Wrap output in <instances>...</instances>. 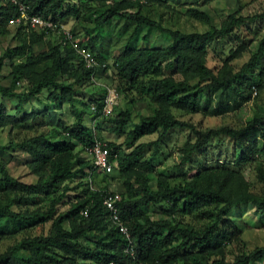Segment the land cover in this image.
I'll use <instances>...</instances> for the list:
<instances>
[{"label": "trees", "instance_id": "trees-1", "mask_svg": "<svg viewBox=\"0 0 264 264\" xmlns=\"http://www.w3.org/2000/svg\"><path fill=\"white\" fill-rule=\"evenodd\" d=\"M20 2L29 9V15L43 17L45 20L51 15L53 23L57 18L62 20L75 16L77 22L85 25L84 21L88 24L85 17L88 18L92 26L86 25V35L90 39L83 47L87 51L101 53L94 43L92 32L98 28L103 29L113 19L127 22L129 26L133 25L127 38L128 42L135 40L145 27L156 29L170 40L166 47L130 48L124 45L114 57L119 65L117 75L125 79L130 86L125 91L140 84L136 96L142 101L147 100L153 106L149 115L140 116L131 131H127L122 143H104L109 150V159L115 162L116 166L110 173H103V176H108L113 171L118 173L121 186L115 194L124 198L122 202H116V207H120L123 219L131 220L130 231L137 246L140 264L264 262V247L243 252L232 261L226 259L225 248L234 241L229 231H218L219 223L229 211L228 208L217 207L224 203L225 199L224 193L219 191L224 179L223 173L218 175V169H199L190 177L170 173L164 185L165 191L161 194L159 190L165 172L156 171V166L152 164V159L158 155L157 150L152 152L148 159H144V153H147V149L154 146L157 140L150 143L138 142L141 138L154 134L161 125L170 128L189 124L177 119L174 111L185 115L208 114L217 117L236 110L249 101L252 89H261V84L255 83L254 78L261 77L264 71V35L258 41L255 53L242 65L239 72L233 70L231 62L242 56L246 50L244 43L229 52L217 73L209 67L207 71L204 70L202 60L208 56L207 45L217 37V33L226 37L233 33L236 25L231 23L232 15H228L219 25L214 23V15L210 9H201V6H207L210 0H202L201 4H195L196 6L184 12L187 19L206 27L203 32L173 29L163 25L161 17L155 19L149 15L148 7L152 5L173 9L168 4L169 0H143L142 3L141 0H115L113 6L103 7L98 6L97 0H88L84 9L86 16L82 15L81 9L75 5L65 6L64 0ZM17 16V5L3 8L0 10V26L9 24V20ZM23 27L29 26L22 24L21 28L17 29L18 34ZM39 35L40 39L34 40L32 47L42 49L41 60L51 61L54 58L56 72L44 78L51 83L52 75H58L62 70V54L65 50L53 33ZM20 47L22 46H17ZM17 48L11 51L16 52ZM45 48L48 50L47 56L43 53ZM29 59L31 60V57ZM168 70L174 71L179 78L165 75ZM79 75L83 78L86 73L81 70ZM44 79L39 82L38 88L43 86ZM52 87L55 91H50L47 97L52 103L45 104L44 109L38 113L22 110L21 106L17 105L15 108L20 114L9 117L7 109L0 106V128L9 123L13 124V127L7 130L8 141L0 144V240L11 241L17 234L22 235V238L0 254V264H124L121 252L126 241L121 238L118 228L108 227L107 217L110 213H105L100 208L102 201L98 193L92 192V185L84 187L79 184L81 188H77L68 208L57 211L59 204L66 202L65 198L73 190L68 187V183L74 179L83 181L87 175L85 168L89 172L92 171L91 162L86 159L78 161V157L84 153L83 148L90 147L95 141L102 139L94 129L89 131L83 124L65 129L63 121L46 119L52 110L59 113L67 102L66 91L71 92V85L66 82L52 84ZM201 97L203 103L200 102ZM93 99L94 97H90L87 103H92ZM83 115L84 113H81V116ZM36 121L40 122L36 129H44L41 127L43 121L49 123L45 128L53 129L47 135L41 133L39 140H33L34 144L39 145V149L19 143L14 146L11 137L19 136L21 132H34L36 129L31 131L30 127ZM130 121L129 111L119 113L114 116L112 131L118 135L124 134ZM226 128L234 135V139H238L237 148L241 152L237 159L244 155L240 150L241 146L246 145L251 150L264 152V145H259V141L264 140V114H254L251 120L238 129L230 126L208 128L199 135L211 136L213 133L225 131ZM65 131L68 132L67 135L62 134ZM81 144L84 145L83 148L80 147ZM205 144L209 145L207 140ZM125 148L129 151L125 152ZM141 149L144 152H141ZM16 153L25 158L24 163L20 165L34 177L33 182L12 176L8 162ZM137 166L143 170L138 171ZM152 175L155 187L150 185ZM137 184L140 186L138 191L129 195L130 189ZM96 188L110 193L107 186ZM138 192L145 193L146 198H137ZM176 193L181 195L177 196ZM161 196H171L173 207L186 216L197 214L205 217L207 222L201 231L196 232L195 229L186 228L182 223L174 221L154 220L148 208L151 202L158 201ZM252 205L256 206L258 213L264 214V199H254ZM162 212L164 216L173 214L167 208ZM84 213H87V216ZM46 224H49L46 234H33L34 229ZM97 232L101 233L99 238Z\"/></svg>", "mask_w": 264, "mask_h": 264}, {"label": "clouds", "instance_id": "clouds-1", "mask_svg": "<svg viewBox=\"0 0 264 264\" xmlns=\"http://www.w3.org/2000/svg\"><path fill=\"white\" fill-rule=\"evenodd\" d=\"M142 2L143 0H141ZM25 3H27V0H25ZM87 3L88 0H64L65 6L75 5L81 9V14L85 16L87 13L84 9ZM97 3L100 7L113 6L115 0H97ZM169 3L171 4V0H169ZM189 4L194 6V0H189ZM16 5H19V18L14 23L0 26V106L7 109L9 117L20 114L15 108L17 105H20L22 110L32 112L34 109L43 108L45 104H51L52 101L47 97L50 91H55L52 87V84L55 83H68L71 85V92L66 91L65 99L67 102L59 113L52 110L46 119L63 121L65 129L83 124L91 131L96 127L97 123L107 119V96L110 92L115 91L121 103H127L128 100L134 98L139 99L136 93L139 92L141 85L137 84L134 89L125 91L130 86L125 79L117 75L119 65L116 64L114 59L118 55L117 52L113 51L110 56L104 57L102 52L84 50L83 45L89 43L90 37L86 35V25L77 22L75 16L65 17L64 19L68 20L67 24L59 18L56 19L55 23L50 22L52 20L51 15H49L47 20L40 17L37 23H32L31 27H23L18 34L17 29L21 28L22 24L27 25L30 23L29 9L24 4H21L20 0H0V10ZM211 7H216V5L213 4ZM172 8L175 9L174 4H172ZM186 10L187 7L180 9L181 12ZM216 15L219 17L216 20L217 25L224 21L228 15H232L233 21L231 23L236 25L238 33L242 31L241 25H249L254 29L258 26L261 31H264V0H231L227 10ZM92 19L94 20L95 17H92ZM49 32L57 37L58 43L65 50L62 54V70L58 75H52L51 83L44 78L56 72L54 58L51 61L41 60L40 53L42 49L40 47H32L33 41L40 39V33L47 35ZM246 35L247 33H244L242 39ZM226 39V36L217 33V37L207 45L209 56H214L215 64H219L220 61L224 60L230 50L236 47L235 44L226 45L224 43ZM18 45L22 47L17 48ZM13 48H17V51L12 52L11 49ZM213 49H215V52L212 51ZM47 51L46 48L43 49L45 56H47ZM29 57H31V60ZM168 62L165 61V63ZM209 62L208 57H204L202 60L205 71L208 70ZM81 70L86 73L83 78L79 75ZM219 71L220 69L217 68L216 72L218 73ZM235 71L239 72L240 68H236ZM42 79H44V84L38 88V84ZM97 89L100 90L101 95L94 97L92 103H87L86 96L80 97L76 95L77 93L92 94ZM237 91L239 92L240 89L238 88ZM257 95L260 94L253 91V96ZM200 102L203 103V97H201ZM260 102L264 103V96H261ZM82 104L87 106L82 108ZM163 110L164 108L162 107ZM81 113H84V115L81 116ZM235 115L234 112L231 113L227 120V125L238 129L241 125L236 122ZM94 116L97 117V119L95 118L96 120L92 119ZM179 117L180 114L178 113L177 118ZM11 127H13V124L9 123L5 127L0 128V136H3L5 143L8 141L7 130ZM51 131L53 129H36L34 132L26 134L21 132L19 136L13 135L11 139L14 146L19 143L39 149V145L34 144L33 140H39L41 133L47 135ZM77 131H80L79 128ZM128 131L130 132L131 128ZM206 131L207 129L197 127L191 122L183 127L174 126L169 128L161 125L154 133V138L167 137L164 143H168L169 140L171 143L165 148L164 144L160 143V139H157L152 151L159 149L160 152L164 153V156H159L152 163L156 165L158 170H170L174 165L179 166L185 172H188L190 168L195 171L197 167L202 170L218 169V175L219 173L224 174L223 183L219 186V191L224 193L225 199L224 203L217 207L228 208L230 213H245V215L240 217V221H250L252 213L256 212V206L252 205V201L254 199H264V152L251 150L246 145L241 146L240 150L244 152V155L237 159L234 156V152L237 150L234 146L238 145V139H234V135L227 128L225 131H219L218 134L213 133L211 136L199 135V133ZM62 134L67 135L68 132L65 131ZM104 139H108L107 134L104 135ZM205 140L213 147H208L207 151L202 153L201 150L207 147ZM261 144L264 145V140L261 141ZM80 147L83 148L84 145L81 144ZM124 151L127 152L129 149L125 148ZM141 152H144V150L141 149ZM168 154L171 155L169 156ZM150 155L151 153H144V159H148ZM165 157L168 158L165 159ZM189 159L195 163L189 164ZM88 161L91 162L90 160ZM159 161H163V163L161 164ZM137 167L138 171L143 170L139 166ZM92 171H94L93 168ZM92 171L89 172L85 168L84 172L87 175L83 181L77 179L72 183H65H68L69 188L75 184L90 187L93 183L91 177L96 172ZM112 175H117V171H113ZM167 175L168 172L166 171L159 190L161 194L165 191L164 185L167 183ZM189 175H191V172H189ZM139 187L138 184L135 185L128 194L131 195L137 192ZM92 192L98 193L99 199L102 201L100 208L103 212L110 213L107 217L109 220L108 227L119 228L121 238L127 241L128 246L121 252L124 264H140L137 258V246L130 231L131 220L122 218L120 207H113L117 201L122 202L124 197L117 195L113 198L112 192L105 193L95 187L92 188ZM176 195L180 196L181 193H176ZM141 196L146 198L145 193L138 192L137 198ZM93 203H96V201H93ZM237 205H239L238 208ZM165 208L170 209L173 214L164 217L155 215L153 219L182 223L186 228L195 229L196 232H200L202 224L206 223V221H201L195 216H186L180 213L178 208L173 207L171 196L166 198L161 196L158 201L151 202L148 211L151 213L155 209L156 213H160ZM84 215L87 216V213H84ZM101 219H104V217H101ZM241 226L243 225L241 224ZM96 235L99 238L101 233L97 232ZM253 236L259 239L249 245V247H255L256 243L264 247V229L255 233H247L245 239H252ZM228 247H231V245ZM241 248H243V245H241Z\"/></svg>", "mask_w": 264, "mask_h": 264}, {"label": "rangeland", "instance_id": "rangeland-1", "mask_svg": "<svg viewBox=\"0 0 264 264\" xmlns=\"http://www.w3.org/2000/svg\"><path fill=\"white\" fill-rule=\"evenodd\" d=\"M231 0H210L207 6L202 7L201 9L208 8L210 9L211 13L214 15L213 22L216 23V20L219 19V17L216 15L217 13H222L227 10L228 5L230 4ZM202 0H194V6L195 4H201ZM168 4L172 7V4L175 5V9H166L161 6L152 5L149 6V15L152 16L155 19H159L161 17L163 20L161 21L163 25L169 26L171 28H178L184 32H190V31H200L203 32L206 30V27L204 25H200L196 23V21H192L187 19L184 16V12H181L180 9L187 7H193L192 4H189V0H175L174 2H171V4L168 2ZM215 4L216 7H211V5ZM222 5V6H221ZM85 19L88 20V24L84 21L85 25L92 26V23L89 22V19L85 17ZM65 24L68 23V20L62 19ZM242 31L237 32L236 28L234 29L233 33L227 36V39L224 41V43L227 44H235L236 47L240 45L241 43H244L246 45V50L243 52L242 56L238 59H234L231 62L232 68L235 71L236 68H241L243 64L248 62L250 57L253 53H255L257 49V43L260 40V38L263 37L264 31H261L260 27H256L255 29L249 25H241ZM133 25L129 26L127 22H123L118 19H113L108 25H106L103 29H96L92 32V38L94 40V43L96 47L99 48V51L102 52V55L104 57L110 56L113 51L119 53L123 48L124 45L129 46L130 48H141V47H149V48H155V47H166L169 44V41L165 35L157 31L156 29L152 28H143L139 32V36L130 42L127 41V38L129 36L130 31L132 30ZM244 33H247V35L242 39V36ZM127 42V43H126ZM236 47H234L232 50H234ZM215 52V49L212 50ZM231 51V50H230ZM229 55V54H228ZM208 67L215 70L217 68H220L224 60L228 57H226L224 60L220 61L219 64H215L214 56H209L208 53ZM165 75H172L174 78H179L178 75L172 70H168V72H165ZM255 83L261 84V89L256 91L260 95L253 96L251 94L249 101L246 103H243L242 106L236 110L230 111L222 116H211V115H204L196 114V115H185L180 111H174L173 114L177 118V114H180V117L177 119L191 122L197 127H203L205 129H211V128H220L227 125V120L229 119L231 113H235V120L239 125H244L247 121L251 120L254 114L263 115L264 114V103L260 102L261 96H264V71L261 77L254 78ZM81 97H87V100H89L90 97H96L100 96L101 92L99 89H97L94 93L88 94V93H78ZM117 95V94H116ZM204 102V101H203ZM116 107L113 111V114L111 116H108L107 119L101 120L99 123L96 124V127L94 128V132L100 137L102 143L113 141L117 144H120L124 141L127 131L129 128L132 129V127L139 121L140 116H146L151 113L152 105L147 100H137L134 98V100H128L127 103H121L119 96L117 95L116 100ZM45 107V106H44ZM41 109H34L35 112L42 111ZM81 107L83 108L84 105L82 104ZM129 111L131 114V121L125 128V133L122 135H118L115 132L112 131V128L114 127V116L118 115L121 112ZM96 120V119H95ZM60 122V120H59ZM39 121H36L35 124H31V131L35 130L38 126ZM41 127L45 128L47 125L49 126V123L43 121L41 122ZM40 125V124H39ZM39 127V126H38ZM30 131V130H28ZM108 135V139H104V135ZM114 137V139H113ZM157 139H160V143L164 144V147L166 148L168 144L171 143L169 140L168 143H164L165 140H167V137L164 138H154V134L150 136H145L141 138L138 142L139 143H150L153 141H156ZM5 143L3 136H0V144ZM259 145L261 146V141H259ZM208 147H213L212 145H208L204 149L201 150V152H206ZM218 147V145H216ZM237 150L234 152V156L236 158L239 157L240 152L237 148V145L234 146ZM153 146L149 147L147 149V153L152 154ZM158 155L152 159V161L157 160L159 156H164L163 152H160L159 149H157ZM169 156L171 154H168ZM168 157H165L167 159ZM90 160V157L83 153L81 157H78V161H85ZM12 161V162H11ZM8 165V168L12 174V176L24 180L26 182H33L34 177H32L28 170L21 166L20 164L24 163L25 158H23V155L20 153H16L13 159L11 160ZM81 161V162H82ZM159 163H163V161H159ZM195 162L193 160L189 161V164H194ZM153 164V163H152ZM154 165V164H153ZM156 166V165H155ZM200 168L197 167L195 171H193L191 168L188 170V172L183 171L179 168V166H172L170 170H158L156 167V171H162V172H168V174H175V175H182L186 177H190L193 173H195ZM189 172H191V175H189ZM118 173L117 175H112V173L108 176H103V172L96 171L93 174L92 178V187H99V186H107L108 191L112 193H117L119 187L121 186V182L118 180ZM77 179H74L70 181V183L76 181ZM155 184L154 181V175L151 176V183L150 185L153 187ZM73 190L69 192L68 196L65 198L66 202H62L59 204L57 211H64L68 208L70 201L73 199V196L77 193V188H81L79 184H75L73 187H71ZM42 201V200H41ZM42 205H44L42 203ZM163 207V206H161ZM239 207V206H238ZM237 207V208H238ZM247 209V205H246ZM149 212V211H148ZM151 217L155 215H159L163 217V212L156 213L155 209L149 213ZM245 215V213H230V210L228 211L227 215L223 218V220L219 223L218 231H229L230 234H232L233 241L231 244H228L226 246V252L227 257L226 259L228 261H232L236 256H239L243 252L252 251L258 247H261L259 243H256L255 247H249V245L253 244L255 241H257L259 238L253 236L252 239H245V236L247 233H255L258 232L261 229H264V214L261 215L257 211L252 213V217L250 221H240V217ZM190 216H195L197 219L201 221H206L205 217H201L200 215L193 214ZM206 223L202 224L204 226ZM241 224L243 226H241ZM49 228V224L44 225L43 227H37L34 229L33 234H46ZM22 238L21 234H17L13 240H0V254L3 253L6 248L12 244H14L17 240ZM238 242V243H237ZM231 245V247H228ZM241 245H243V248H241ZM260 264V263H259ZM261 264H264L262 262Z\"/></svg>", "mask_w": 264, "mask_h": 264}, {"label": "built area", "instance_id": "built-area-1", "mask_svg": "<svg viewBox=\"0 0 264 264\" xmlns=\"http://www.w3.org/2000/svg\"><path fill=\"white\" fill-rule=\"evenodd\" d=\"M17 9H18V16L9 20V23H14L15 20L17 18H19L20 16V11H19V5H17ZM29 20L30 23H28L27 25L29 27L32 26V23H37L39 18L38 16H34V15H29ZM53 23V21H50ZM48 35H50V32L48 33ZM52 37V36H51ZM54 38V36H53ZM85 51L86 48H84ZM253 91H256L255 88L252 89V94ZM117 93L115 91L110 92L107 96V107H106V114L107 117L111 116L113 114V111L116 107V100H117ZM95 118L97 119L96 116H94L92 119L95 120ZM84 153L86 155H88L90 157V161L92 163V168L94 171H100V172H104V173H110L113 169L114 166H116L115 162H112L109 159V150L105 147V144L102 143L101 141L97 140L95 141L90 147H85L83 148ZM115 196L117 195H112L113 198H115ZM113 207H116V204L113 205ZM119 229V228H118ZM120 231V229H119ZM127 241L125 244V248L127 247Z\"/></svg>", "mask_w": 264, "mask_h": 264}]
</instances>
